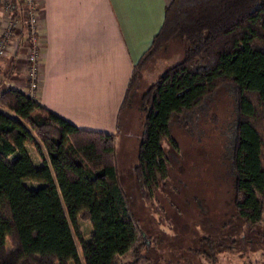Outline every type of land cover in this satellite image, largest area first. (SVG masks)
I'll return each mask as SVG.
<instances>
[{"label":"trees","instance_id":"trees-1","mask_svg":"<svg viewBox=\"0 0 264 264\" xmlns=\"http://www.w3.org/2000/svg\"><path fill=\"white\" fill-rule=\"evenodd\" d=\"M173 38L181 43L180 59L133 102L139 71ZM10 77L8 65L0 81ZM220 85L232 91L235 109L232 205L253 225L264 205V0H169L132 64L113 132L80 128L14 86L2 89L0 264L148 262L141 253L145 232L119 181L120 112L130 103L140 112L132 169L140 197L149 200L166 184L162 140L177 146L171 117L197 108ZM201 239L211 246L209 237ZM205 256L214 264L212 251Z\"/></svg>","mask_w":264,"mask_h":264},{"label":"rangeland","instance_id":"rangeland-1","mask_svg":"<svg viewBox=\"0 0 264 264\" xmlns=\"http://www.w3.org/2000/svg\"><path fill=\"white\" fill-rule=\"evenodd\" d=\"M180 57L181 43L173 38L156 57L164 60L151 68L152 75ZM148 84L140 81L133 102ZM132 106L131 114L127 109L121 116L126 123L116 134V158L119 181L145 232L141 250L149 257L145 264H211L205 258L210 251L214 264H264V205L262 218L253 225L243 223L232 205L235 109L229 87L220 85L197 108L171 117L169 131L177 146L162 140L166 184L157 186L149 200L140 197L133 177L140 112ZM27 149L38 159L33 146ZM205 237L211 246L202 242Z\"/></svg>","mask_w":264,"mask_h":264},{"label":"crops","instance_id":"crops-1","mask_svg":"<svg viewBox=\"0 0 264 264\" xmlns=\"http://www.w3.org/2000/svg\"><path fill=\"white\" fill-rule=\"evenodd\" d=\"M35 1L44 47L36 101L80 128L115 131L132 64L158 30L169 0ZM14 32L18 37L10 38L11 48L0 58V73L10 65L12 77L1 82L22 86L24 24ZM161 51L143 65L133 93L142 79L150 83L159 74L151 68L164 60L156 58ZM132 105L120 112L119 127L126 123L123 112L135 110Z\"/></svg>","mask_w":264,"mask_h":264},{"label":"built area","instance_id":"built-area-1","mask_svg":"<svg viewBox=\"0 0 264 264\" xmlns=\"http://www.w3.org/2000/svg\"><path fill=\"white\" fill-rule=\"evenodd\" d=\"M35 0H0V58L11 48L10 38H17L15 29L24 24L23 38L26 41L22 86H14L0 81V91L14 86L28 97L37 100L40 79V63L43 57V37L40 33L39 14Z\"/></svg>","mask_w":264,"mask_h":264},{"label":"flooded vegetation","instance_id":"flooded-vegetation-1","mask_svg":"<svg viewBox=\"0 0 264 264\" xmlns=\"http://www.w3.org/2000/svg\"><path fill=\"white\" fill-rule=\"evenodd\" d=\"M206 258V257H205Z\"/></svg>","mask_w":264,"mask_h":264}]
</instances>
